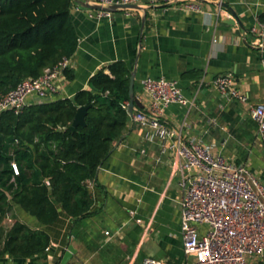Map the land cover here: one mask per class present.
I'll use <instances>...</instances> for the list:
<instances>
[{"label":"crops","instance_id":"crops-1","mask_svg":"<svg viewBox=\"0 0 264 264\" xmlns=\"http://www.w3.org/2000/svg\"><path fill=\"white\" fill-rule=\"evenodd\" d=\"M186 3L141 0L134 8L116 7L110 18H97L96 9L75 2L70 10L78 37L70 58L74 75L61 78L53 99L71 98L90 88L92 75L116 61L135 71V96L143 106V78L175 79L184 95L194 98V105L188 109L171 104L162 119L172 126L186 122L184 134L202 135L214 150L244 165L264 185V142L250 114L251 105L264 102V50L249 44L248 33L264 15V0H202L200 12ZM223 3L232 7L243 28L238 22H225L232 16ZM226 73L248 95L247 102L227 101L212 87V79ZM147 131L129 121L89 182L92 203L86 216L76 219L61 212L55 222L42 225L14 205L2 228L19 219L44 229L51 242L41 255H6L0 263L63 264L69 245L75 252L66 264H145L148 257L173 264L192 261L194 256L183 250V191L173 169V153L163 151L157 137L146 139Z\"/></svg>","mask_w":264,"mask_h":264},{"label":"trees","instance_id":"trees-1","mask_svg":"<svg viewBox=\"0 0 264 264\" xmlns=\"http://www.w3.org/2000/svg\"><path fill=\"white\" fill-rule=\"evenodd\" d=\"M74 3L0 0V95L74 55L78 46L70 15ZM106 69L94 73L90 88L71 98L0 113V257L32 258L43 254L51 242L44 229L19 219L3 229L14 205L42 225L55 222L61 212L76 219L89 213V182L130 121L124 103L129 100L131 69L124 61ZM73 75L70 66L64 69V78ZM86 105L90 106L84 122L70 128L77 108Z\"/></svg>","mask_w":264,"mask_h":264},{"label":"built area","instance_id":"built-area-1","mask_svg":"<svg viewBox=\"0 0 264 264\" xmlns=\"http://www.w3.org/2000/svg\"><path fill=\"white\" fill-rule=\"evenodd\" d=\"M141 0H91L104 8L138 4ZM175 1V0H168ZM202 0H187L186 7L200 12ZM111 10L97 9L95 17L110 18ZM249 44L264 50V22L255 20L249 27ZM264 64V56H261ZM70 58L44 68L36 78L28 77L0 95V113L19 112L24 106L54 100L64 69ZM212 87L227 101L247 102L248 95L236 86L234 77L219 74ZM146 105L133 110L130 120L147 128L146 139L158 138L163 151L173 153V169L179 174L180 223L185 255L194 256L186 264H254L264 261V185L221 152L214 150L202 135L184 134L186 122L172 126L162 119L166 107L178 104L190 109L194 98L184 95L177 80L163 76L142 79ZM128 101L124 106L127 108ZM257 134L264 142V102L250 106ZM200 226H204L201 229ZM145 264H173L145 258ZM2 264V263H0ZM74 264H85L78 262Z\"/></svg>","mask_w":264,"mask_h":264},{"label":"water","instance_id":"water-1","mask_svg":"<svg viewBox=\"0 0 264 264\" xmlns=\"http://www.w3.org/2000/svg\"><path fill=\"white\" fill-rule=\"evenodd\" d=\"M76 3H78L79 5L83 6V7H87V8H91V9H107V10H114L117 5L109 7V8H104L99 4H95V3H91V0H74ZM223 6L225 8H227V10L230 12L231 16L230 19L225 20L226 23L228 24H235L236 22L239 23L240 27L243 28L241 21L239 20V18L237 17L235 11L232 9V7L228 6L227 4L223 3ZM119 7H127V8H134L136 7L135 4H128V5H120ZM134 75H135V71H131L130 74V84H129V105L127 107V112L129 113V115H131L133 113L134 107H142V103L138 101V99L135 96V91H134ZM90 105H86V106H79L77 108L74 120L70 126V128H74L78 123H83L84 122V117L85 114L87 112V109ZM75 252V249L72 245L68 246L67 251H65L63 257H62V263L66 264L72 257V254Z\"/></svg>","mask_w":264,"mask_h":264}]
</instances>
